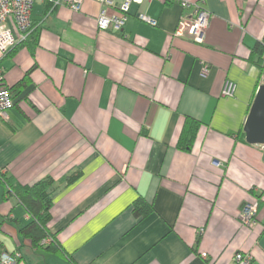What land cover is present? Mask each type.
Returning a JSON list of instances; mask_svg holds the SVG:
<instances>
[{"label":"crops","instance_id":"0c3cea01","mask_svg":"<svg viewBox=\"0 0 264 264\" xmlns=\"http://www.w3.org/2000/svg\"><path fill=\"white\" fill-rule=\"evenodd\" d=\"M181 1L133 3L121 31L98 28L95 0L80 11L35 4L29 40L0 61L14 98L0 120V173L27 185L53 178L49 227L64 252L20 232L31 216L0 178V254L19 251L17 264H233L242 251L264 264V144L239 137L264 83L252 60L264 0H188L211 13L203 42L173 36L191 13ZM187 116L201 124L183 150ZM138 200L151 206L145 216ZM254 201L258 222L246 226L240 212Z\"/></svg>","mask_w":264,"mask_h":264},{"label":"built area","instance_id":"2783aa9c","mask_svg":"<svg viewBox=\"0 0 264 264\" xmlns=\"http://www.w3.org/2000/svg\"><path fill=\"white\" fill-rule=\"evenodd\" d=\"M46 0H0V61L16 46L25 42L33 28L32 13L37 2ZM85 0H56L57 5H67L74 11H80ZM101 5L97 16V25L100 30L114 29L121 31L131 15L133 3L142 4L145 0H123L115 8L116 0H95ZM163 2L164 0H152ZM184 10L191 9V13L181 17V24L174 31L173 36H186L196 42H203L209 25L211 13L201 2L182 0ZM115 8V12H110ZM142 21L157 26L158 22L144 12H138ZM203 74L209 71V65L203 66ZM237 90V83L227 79L224 83L222 94L232 97ZM14 105L11 90L5 83L4 69L0 66V120L8 118V111ZM258 201L246 203L240 212V221L246 226H252L258 222ZM202 230H200L201 233ZM51 238L44 239V243L51 242ZM202 256L207 257L203 252ZM22 254L19 251L0 254V264H17ZM233 264H255L254 256L250 252L238 251L234 255Z\"/></svg>","mask_w":264,"mask_h":264},{"label":"trees","instance_id":"16d2710c","mask_svg":"<svg viewBox=\"0 0 264 264\" xmlns=\"http://www.w3.org/2000/svg\"><path fill=\"white\" fill-rule=\"evenodd\" d=\"M28 39L25 41L27 42ZM264 54V46L258 43L254 48L252 60L257 56L255 63L261 67V74L264 72L262 67V60ZM254 61V60H253ZM29 76L26 75L17 85L25 87L28 85ZM17 87V86H16ZM11 90V88L9 87ZM12 92V90H11ZM201 122L193 117L187 116L185 123L178 141V147L183 150H190L195 142ZM240 139L245 140V133L241 131L239 134ZM80 174L78 173L71 180H74ZM0 178L3 183L7 185L9 193H14L17 198L22 202L31 216V221L20 229V232L30 239L34 247H40L44 239L50 237L52 240L46 247L47 250L55 251L62 250L61 244L56 239L55 234L50 230L49 223L52 218L53 207V185L54 180L47 177L38 181L33 185L21 184L13 177H7L0 173ZM151 209V206L144 200H138L134 204V213L136 217L145 216ZM44 243V242H43ZM63 251V250H62ZM64 252V251H63ZM20 261V260H19ZM18 261V262H19ZM72 261V260H71Z\"/></svg>","mask_w":264,"mask_h":264},{"label":"water","instance_id":"95a60500","mask_svg":"<svg viewBox=\"0 0 264 264\" xmlns=\"http://www.w3.org/2000/svg\"><path fill=\"white\" fill-rule=\"evenodd\" d=\"M245 139L251 144H264V83L256 92L243 126Z\"/></svg>","mask_w":264,"mask_h":264}]
</instances>
